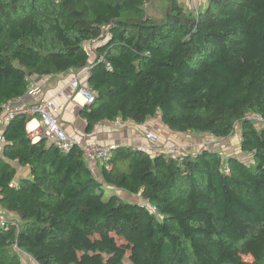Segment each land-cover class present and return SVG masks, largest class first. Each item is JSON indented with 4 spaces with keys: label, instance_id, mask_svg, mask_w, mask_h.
Segmentation results:
<instances>
[{
    "label": "trees",
    "instance_id": "obj_1",
    "mask_svg": "<svg viewBox=\"0 0 264 264\" xmlns=\"http://www.w3.org/2000/svg\"><path fill=\"white\" fill-rule=\"evenodd\" d=\"M85 68L86 132L159 115L181 134L236 130L238 152L179 160L119 145L93 165L77 143L33 141L31 117L16 114L0 154V264H264V0L197 12L179 0H0V110L35 78ZM14 161L30 168L17 183Z\"/></svg>",
    "mask_w": 264,
    "mask_h": 264
},
{
    "label": "built area",
    "instance_id": "obj_2",
    "mask_svg": "<svg viewBox=\"0 0 264 264\" xmlns=\"http://www.w3.org/2000/svg\"><path fill=\"white\" fill-rule=\"evenodd\" d=\"M191 5L193 6V11L197 12L196 6L199 1L203 0H190ZM89 74V71L87 68H85L79 75H76L71 81H70V87L75 91L73 100L76 96L81 97V99L84 101V104L92 103L94 100V93L92 90L88 87L87 83L85 82V79L87 75ZM30 95L35 96V98L41 93V87L38 84V82L32 81L27 89V92ZM21 97L14 98L11 100H7L1 105L0 110V150H2L3 145L5 144V137L3 135L4 128L6 124L16 115V114H26L31 117L30 121L35 119L37 121V125L29 128L28 133L33 141L38 140L39 138L45 139V141L49 144H52L58 149H61L63 151L69 150L74 143H77L82 155L87 158L91 159L92 161H99L101 163H106L111 154V149L114 148L113 146L108 145H100L97 143H79L78 141L73 140V138L69 137L66 131L64 130L62 126V120L61 117L58 114V108L55 104V101L52 98H40L36 99L29 103H22L20 102ZM249 118L261 120L259 116L255 115H249ZM129 122H132L130 120H124L120 117H117L114 121L110 122H102L99 124H108L115 127L123 126L124 124H127ZM97 124V125H99ZM97 125L93 129V131L96 129ZM185 135H192L191 133L187 132ZM208 135V134H206ZM156 135L153 133L147 134L146 139L152 141L153 143L157 139L155 137ZM220 138L213 137L212 135H208V140H202V141H178L173 144L171 149L169 150L170 155L173 157L178 158L179 160H182L186 154L190 152L191 149H194L196 147L197 150L200 149H217L220 152V155L225 158L226 151L221 150L219 145L216 141ZM196 146V147H195ZM139 149L147 150L148 152L152 154H161V153H167V150L163 147H157L155 144L151 147H138ZM223 170L225 173H229V169L227 165L223 166ZM153 211H155L154 208H152ZM8 217L5 215V213L0 209V226H5L7 223ZM27 257V264H35L34 261L31 259L30 256Z\"/></svg>",
    "mask_w": 264,
    "mask_h": 264
},
{
    "label": "crops",
    "instance_id": "obj_3",
    "mask_svg": "<svg viewBox=\"0 0 264 264\" xmlns=\"http://www.w3.org/2000/svg\"><path fill=\"white\" fill-rule=\"evenodd\" d=\"M77 72L70 71L66 73H61L52 76H46L42 78H35L32 81L38 82L41 87V93L35 98V96L25 93L21 97L20 102L29 103L40 98H52L58 108V114L62 120V126L69 137L79 143H97L100 145L108 146H135V147H151L154 143L146 139V135L153 133L159 136V143L169 144L171 136H176L178 139L185 136V134L173 132L169 130L160 120L159 115L154 118L147 119L143 124H136L129 122L120 127H115L108 124H99L96 129L92 132H86V121L83 119L79 110L84 105V101L81 97L76 96L73 100L75 91L70 87V81L79 75L82 71ZM157 118H159L157 120ZM37 125L35 119L28 122L26 129L34 127ZM182 138L180 140H173L175 142L184 141ZM234 145L226 148L227 152H233ZM197 151V150H194ZM189 153H192L190 151ZM1 154V150H0ZM95 165V161H92ZM16 169L15 177L13 182L17 183L19 179L27 177L30 175V168L28 166H21L16 161L13 162ZM15 215L11 214V217Z\"/></svg>",
    "mask_w": 264,
    "mask_h": 264
},
{
    "label": "rangeland",
    "instance_id": "obj_4",
    "mask_svg": "<svg viewBox=\"0 0 264 264\" xmlns=\"http://www.w3.org/2000/svg\"><path fill=\"white\" fill-rule=\"evenodd\" d=\"M180 1V3L181 4H183V6L186 8V9H188V10H190V11H193V6L191 5V1L190 0H179ZM204 3H205V0H203V1H199L198 3H197V6H196V10L198 11L200 8H201V6L202 5H204ZM162 6V5H161ZM147 8L149 9V11L151 12V13H153V14H156L157 16L160 14V6L154 1V2H152V3H149V5H147ZM159 118H157V120H158ZM238 131H236L235 130V132H234V134L232 135V136H230V137H228L227 139H219V140H217L216 141V143L217 144H215V145H219V147L221 148V150H226V148L227 147H230V145L232 144V145H234V150H233V152L235 153V152H238ZM155 137H157V139L155 140V142H154V144L157 146V147H163V148H165L166 150H167V153L168 154H170V152H169V150L171 149V147L173 146V140H180V139H182V138H184L185 140H187V141H193V142H197V141H199L200 139V141H202V140H205V141H207L208 140V135H206V134H202V135H185L184 137H182V138H180V139H178L176 136H171V139L172 140H170V142L171 143H169V144H165V143H159V136L158 135H156ZM133 147H135V146H133ZM196 147V146H195ZM135 148H138V147H135ZM197 148L198 147H196V148H194V149H191L190 151H192V152H194V150H197ZM238 155L239 156H241L239 153H238ZM135 199H137V200H140L142 203H143V201L140 199V198H136L135 197ZM120 242V241H119ZM245 260H247V261H251V258L250 257H245Z\"/></svg>",
    "mask_w": 264,
    "mask_h": 264
},
{
    "label": "bare ground",
    "instance_id": "obj_5",
    "mask_svg": "<svg viewBox=\"0 0 264 264\" xmlns=\"http://www.w3.org/2000/svg\"><path fill=\"white\" fill-rule=\"evenodd\" d=\"M30 128H32V127H30Z\"/></svg>",
    "mask_w": 264,
    "mask_h": 264
}]
</instances>
